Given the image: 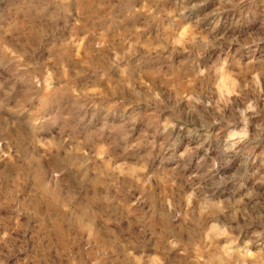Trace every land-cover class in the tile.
<instances>
[{"label": "rangeland", "instance_id": "rangeland-1", "mask_svg": "<svg viewBox=\"0 0 264 264\" xmlns=\"http://www.w3.org/2000/svg\"><path fill=\"white\" fill-rule=\"evenodd\" d=\"M0 264H264V0H0Z\"/></svg>", "mask_w": 264, "mask_h": 264}]
</instances>
